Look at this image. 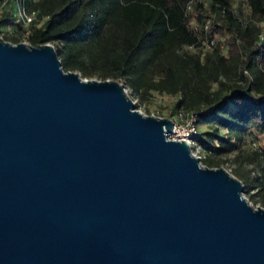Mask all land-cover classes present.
I'll return each instance as SVG.
<instances>
[{
	"label": "water",
	"instance_id": "1",
	"mask_svg": "<svg viewBox=\"0 0 264 264\" xmlns=\"http://www.w3.org/2000/svg\"><path fill=\"white\" fill-rule=\"evenodd\" d=\"M173 128L0 36V264H264V208Z\"/></svg>",
	"mask_w": 264,
	"mask_h": 264
},
{
	"label": "trees",
	"instance_id": "2",
	"mask_svg": "<svg viewBox=\"0 0 264 264\" xmlns=\"http://www.w3.org/2000/svg\"><path fill=\"white\" fill-rule=\"evenodd\" d=\"M24 1L40 20L49 16L30 26L31 45L54 44L66 71L124 80L141 100L173 96L175 110L209 127L195 137L206 155L201 161L221 167L224 156L236 153L245 192L258 189L264 198V148L256 143L264 134V43L251 22L264 19V0H248V14L240 4L235 12L233 0H195L191 11V0ZM195 14L202 24L215 18L209 35L217 42L204 56L184 49L197 41L190 28ZM12 21L8 8L0 17L11 25L3 38L22 42L27 30ZM246 163L261 173L241 171Z\"/></svg>",
	"mask_w": 264,
	"mask_h": 264
},
{
	"label": "built area",
	"instance_id": "3",
	"mask_svg": "<svg viewBox=\"0 0 264 264\" xmlns=\"http://www.w3.org/2000/svg\"><path fill=\"white\" fill-rule=\"evenodd\" d=\"M10 0H2L0 2V17L4 11L10 8V12H12L13 22L15 24L20 25L22 28L27 30L26 34L30 32L29 28L32 24L38 23L41 25L44 21L49 19L48 15L43 16V18L39 19V12L37 10H29L27 3L24 0H11L12 4L9 3ZM36 2L37 0H32ZM195 0H191L188 5V9L191 11L193 10V2ZM233 6L235 8V12H237V8L239 4L245 14L249 13L248 7V0H233ZM246 7V8H244ZM215 18L214 16L209 17L206 21L202 24L198 22L196 14L192 18L190 22V28L195 32L197 36V41L193 44L186 45L184 49L200 53L202 56L206 54V52L213 49L217 40L211 37L210 31L213 25ZM251 22L261 28L258 38L259 43H264V19L259 20L256 18H251ZM244 26L248 25V21H243ZM29 43V42H27ZM224 53H226L225 46H221ZM183 116L186 117V124L184 126H180L174 122V128L171 133H168V139L170 140H185L187 141L191 147L193 153L202 160V157L199 156L194 149L198 146L195 137L199 134V130L196 124V116L195 115H188L183 112H180Z\"/></svg>",
	"mask_w": 264,
	"mask_h": 264
},
{
	"label": "rangeland",
	"instance_id": "4",
	"mask_svg": "<svg viewBox=\"0 0 264 264\" xmlns=\"http://www.w3.org/2000/svg\"><path fill=\"white\" fill-rule=\"evenodd\" d=\"M10 29H11V25H8L5 22L3 23L0 22V36L1 37H4L7 34H9ZM28 34H24V39H22V42H25V43L28 42L27 40ZM86 79L101 80L98 76H93L91 78H86ZM108 79L119 80L120 82H122L125 85L128 95L134 100L136 108L140 110L141 112H143L144 114L172 118L174 122L180 126H184L186 124V117L180 114L173 107L174 101H175V98L173 96L154 93V95H152L151 97V100H141L139 97H137L134 90L126 83V81L120 80L115 77H111ZM197 128L199 132H203L209 129V127L206 124L197 125ZM250 141L251 139L250 140L248 139V146L246 145L247 147H251ZM256 143L260 148H264V134L257 135ZM194 152H196L202 158L206 157L205 153L199 148V146H197L194 149ZM235 156H236V153H232V154H228L224 156L223 158H225L226 161L222 162L221 167H224L231 174L236 176V170H238V164L234 161ZM202 163L204 164L203 161ZM241 171H246V172L250 171L252 176H256L261 173V170L259 169V167H254V165H251L249 163L244 164L243 167H241ZM250 194L255 195L256 196L255 199L250 200ZM245 196L250 200L251 204L254 207L260 206L264 208V201H263L264 198H263L262 192L259 191L258 189H252L250 193L245 192Z\"/></svg>",
	"mask_w": 264,
	"mask_h": 264
}]
</instances>
